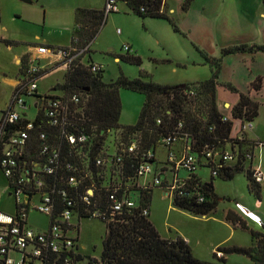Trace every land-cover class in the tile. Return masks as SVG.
<instances>
[{
	"label": "trees",
	"instance_id": "obj_1",
	"mask_svg": "<svg viewBox=\"0 0 264 264\" xmlns=\"http://www.w3.org/2000/svg\"><path fill=\"white\" fill-rule=\"evenodd\" d=\"M116 2L120 7L126 8V13L135 14L142 19L164 20L175 32L185 36L178 26L177 18L169 13L165 0ZM191 2L192 0H182L181 10L185 12ZM106 16L103 9L75 8L69 46H47L53 50L68 47L77 51L85 49L65 70L63 81L54 87L56 92L52 93L53 98L59 99L61 106L65 108L64 112H60L58 123L51 124L52 119L45 115V106L41 105L34 118L27 119L21 115L20 121L8 126L10 131H15L21 129L27 121L33 123L22 156L18 160L26 170L36 164V179L41 180L43 185L31 191L35 194L45 193L50 197L52 211L44 214L48 224L42 231L49 235L53 224L60 222L64 210H69L78 221L96 218L105 224L100 254L91 256L80 250L78 227L71 223H61L62 230L65 228L72 232L73 251L62 253L64 248L60 247L57 257L58 252L48 250L44 252L47 264H63L65 256L74 257V261L83 264H229L227 255L230 254L244 255L252 264H264V231L249 229V246L218 245L212 252L215 261L196 258L188 242L180 236L172 239L162 237L149 220L151 192L157 185L143 184L137 173L140 163L144 161L155 164L154 170L158 171L159 166L168 163L169 152L178 156L185 143L188 145V153L195 157L198 168L195 171L184 168L188 175L177 183L176 189H170L168 178H161L162 183L158 185L162 191H170L173 207L200 216L214 212L219 204L214 180L233 179L240 172L245 173L249 194L260 201L262 184L255 182L252 161L246 160L244 156L246 152L252 153L257 145L250 132L242 134L240 140L233 138L232 120L253 121L259 115L261 103L251 97L249 92L242 93L227 83L226 89L238 94V99L230 107V119L224 120V114L216 101V89L224 56L253 54L257 51L264 53V45H230L222 48L218 57L210 56L203 49L195 47L210 65L211 75L205 80L161 84L154 82L147 72L140 70L139 75L134 78L120 73L116 78L104 81L102 66L92 69L95 64L90 55V43L106 22ZM3 41L7 46L12 44L5 39ZM87 45L89 46L86 48ZM115 58L141 66L139 56L134 54L116 55ZM26 61V56L22 57L18 66L19 74H22ZM43 75L44 73L39 79ZM19 76L21 79V75ZM263 85V80L256 77L251 81L250 88L257 91ZM17 88L18 85L13 93ZM121 89L138 92L145 97L137 120L132 125L120 123ZM73 95L78 97L77 102L71 100ZM41 134H44V138L40 137ZM82 136L85 140L80 141ZM69 137H73L74 141L71 142ZM109 137L112 139L111 147L106 144ZM168 137H176L177 140L167 145L164 139ZM132 143L135 148L129 151ZM160 145L166 150L164 162L156 158V148ZM44 147L46 150H43ZM234 149L237 151L236 160L225 163L220 161L223 166L213 176L210 167L215 164L207 161L205 152L212 150L220 154ZM149 153L153 157L147 160ZM203 168L209 169L207 180L198 172ZM71 178L73 182L70 181ZM5 179L9 181V178ZM89 189L92 190L91 194L88 193ZM122 198L129 199L132 206L123 204L119 211H115L114 200ZM145 210L148 211L147 214H144ZM13 214L21 222L22 215H27V209L21 211V207L14 204ZM225 219L235 228L248 229L246 223L230 210ZM262 227L264 229L263 224Z\"/></svg>",
	"mask_w": 264,
	"mask_h": 264
},
{
	"label": "rangeland",
	"instance_id": "obj_2",
	"mask_svg": "<svg viewBox=\"0 0 264 264\" xmlns=\"http://www.w3.org/2000/svg\"><path fill=\"white\" fill-rule=\"evenodd\" d=\"M104 6L105 0H30V2L0 0V111L6 107L13 91L12 82L16 81L19 76L18 65L15 62L16 56L27 52L30 46L37 44H46L51 48L69 46L75 8L86 7L101 10L100 8ZM119 8V12L107 14L106 22L101 26L90 45L92 62L102 66L104 81L114 79L120 73L134 78L139 75L140 70L147 72L157 83L182 84L210 78V65L207 62L199 65L192 63L191 57H195L192 52L193 44L183 34L175 32L168 22L142 19L135 14L126 13L124 6H119ZM149 21H161L163 27L154 31ZM259 22L263 27L264 21L260 19ZM4 39L10 41L11 46L7 47ZM248 44L262 45L257 42ZM125 45L131 46L129 52L124 49ZM126 53L139 56L141 66L115 59L116 55ZM255 53L250 55L249 53H237L223 57L218 77L219 85L216 89V101L222 113H229L224 107L225 102L233 105L238 99V94L227 90L225 84L229 83L243 93L241 91L244 88L243 83L248 76L246 67H250L249 64L245 67L235 60L237 57L234 56L248 55L254 61L255 57L252 55ZM17 59L20 61L19 58ZM62 81L63 71L55 70L40 79L39 89L45 92L56 82L61 83ZM54 92L56 91H52ZM119 96L121 101L120 123L132 125L137 120L145 97L143 94L126 89H121ZM24 98L29 104L33 102L30 97ZM35 114V108L28 110L29 117H34ZM252 123L253 133L263 135V109L259 111V115ZM238 126V122H235L233 134L236 133ZM111 140L109 137L106 141L109 147H111ZM156 149L157 159L164 162L166 160L165 149L162 146H157ZM253 154L252 168L259 164L264 173V147H255ZM198 172L205 180L209 178L208 168L200 169ZM187 175L188 172L181 168L180 178H186ZM161 178H168V175L163 173ZM148 179L150 175H145L140 178V181L144 182ZM213 184L219 196V204L214 212L206 216L193 215L173 207L171 197L164 194L158 186H155L151 192L149 220L159 234L171 239L177 236L189 238L193 255L206 261H215L212 252L218 246L216 244L237 243L240 246H249L251 245L249 229L264 231L262 227V224L264 225V182L258 206H256L258 200L247 190V179L243 172L237 173L233 179H215ZM38 202L39 200L35 198L34 203L37 205ZM236 203L256 213L261 218L262 224L252 218L247 220L248 229L234 228L230 222L226 221L224 212L228 208L237 210ZM0 211L5 214L14 213V200L8 194L7 183L1 171ZM26 222L33 228L44 229L47 227L48 219L46 215L35 211L33 205H30ZM71 223L74 227H78V243L81 252L98 256L106 231L105 224L96 218L78 221L76 217L71 218ZM217 255L220 256L218 252ZM16 256L13 254V257ZM227 262L229 264H252L249 258L241 254L227 255Z\"/></svg>",
	"mask_w": 264,
	"mask_h": 264
},
{
	"label": "built area",
	"instance_id": "obj_3",
	"mask_svg": "<svg viewBox=\"0 0 264 264\" xmlns=\"http://www.w3.org/2000/svg\"><path fill=\"white\" fill-rule=\"evenodd\" d=\"M103 10L105 15H107L111 12H119L120 8L116 0H105V6ZM89 45H87L86 48ZM124 49L130 50V47L125 45ZM32 50L34 55H31L22 67L21 79H19L17 83L19 88H17L12 94L8 108L2 112L0 117V170L4 177L7 179L9 178V181H7L8 193L12 196L14 204L17 205V207H21V211L25 209L28 211L30 205H33V209L35 211L42 214H50L52 211L50 197L45 193L35 194L33 191H31L33 189H39L43 185L41 180L36 179L35 171L38 167L36 164H33V166L26 170L25 166L21 165L20 161L18 160V158L22 156L27 139L29 138L30 130L33 128V123L32 121H27L24 123V126L21 129H17L15 131H10L8 126L20 121L21 119V115L16 110H14V106L25 108L26 105L23 100V96L36 97L35 95L39 96V98L36 97L39 100L38 104H36V107L40 108L41 105H44V113L47 117L52 119L51 124H57L60 112L61 110L64 112L65 108L61 106L59 99L53 98L52 93L44 95L39 94V76L43 74L45 69L40 63H38L37 60L40 57H54L60 62L61 67L64 70H67L72 61L78 58L85 49L77 51L73 47H68L64 49L53 50L48 48L46 45L37 44ZM96 68H98L97 64H95L92 69L94 70ZM257 93L262 99L261 104L264 109V87L257 91ZM71 100L77 102L78 97L73 95ZM225 108L229 111V113H223V119H230V106L226 105ZM232 121L233 138L237 137V139L240 140L242 138V134L251 132L253 130L252 121ZM235 122H238L239 126L236 133L233 134ZM40 137L44 138V134H41ZM253 138L257 146L264 147V134L257 137L253 136ZM69 139L71 142L74 141L73 137H69ZM79 140L83 141L85 140V137L82 136L79 138ZM176 140V137H168L164 139V142L167 145H171ZM233 146L235 147L236 145L233 144ZM134 148L135 144L132 143L128 150L132 151ZM43 150H46V147H44ZM236 153V149H234V151H224L220 154L218 151L207 150L205 152V156L208 158L207 161L215 164V166L210 167L211 174L213 176L217 175L219 168L223 166L220 161L225 163L236 160ZM244 156L246 160H251L253 163V152H246ZM152 157V154L149 153L146 156V159L150 160ZM167 166H170L171 169H173V172L181 168H186L189 171H195L198 168L195 157L188 153V145L184 143L183 148L179 152L178 156H175L173 152H169L168 163L159 166L158 171L154 170L152 162L144 161L140 163L137 173L140 176L139 178L145 175H150L151 177L152 175L151 181L141 182L143 184L158 186L162 183L161 175L163 173L167 174V169L165 168ZM252 169L255 182L262 184L264 182L263 171L259 166H256ZM161 170H163V172H161ZM181 179L184 178H180L177 174H173V176H171L169 179L168 185L170 186V189H176L177 183L182 182ZM70 181L73 182V178H71ZM88 193L91 194L92 190L89 189ZM167 193L170 196V191H167ZM35 198L39 200L37 205L34 203ZM123 204L132 206V202L129 199L122 198L119 201L114 200L113 209L115 211H119ZM236 208L239 213L243 214V216L250 219L254 218L256 221L255 216L249 210L245 209L243 205L236 203ZM147 213L148 211L145 210L144 214ZM71 218V212L69 210H64L62 212V218L60 222L53 224L48 235L42 230L36 231L29 227L26 223L27 215L23 214L22 220L19 222L18 219L15 218V214L10 215L0 211V264H47V255L44 252L48 250L51 252H58L56 254L57 257L60 254V247L64 248L62 253L71 252L73 245L71 240L72 232L65 228L63 229L65 231H63V227L61 226V223H71ZM22 221H25V223L22 224ZM13 254H16L17 256L13 257ZM72 258L74 257L68 258L65 256L63 264H83V262L74 261Z\"/></svg>",
	"mask_w": 264,
	"mask_h": 264
},
{
	"label": "crops",
	"instance_id": "obj_4",
	"mask_svg": "<svg viewBox=\"0 0 264 264\" xmlns=\"http://www.w3.org/2000/svg\"><path fill=\"white\" fill-rule=\"evenodd\" d=\"M165 1L168 6L169 13L173 14L177 18L178 26L180 30L185 34V37L189 39L190 42L193 44L192 52H194L195 57H191L192 59L191 61L194 65H199L200 63L202 64L205 62L203 58L200 56V54L197 52L195 47L199 49H203L210 56L217 57L220 54V50L222 48L228 47L230 45H235L240 43H250V42H257L264 45V26L262 27V23L259 22L260 19L264 21V0H192L190 7L185 12L181 10L182 0H165ZM103 8L104 7L100 9L102 10ZM160 22L161 21H157V22L149 21V25L151 29L155 31V29L163 27L162 23ZM39 45H46V44H39ZM34 46H30L27 52H23L18 56H16L15 62L18 66L22 62V57L26 56V58L28 59L30 58L31 55H34L33 54L34 52L32 50ZM129 47L131 48V46ZM248 55L234 56L237 57V59L235 60L241 62L245 67L246 64H249L250 66L249 68L246 67L248 76L246 81L243 83L244 88L241 91H243V93L249 92L251 97L255 98V100L261 103L262 99L259 97L257 93V91H259L260 89L257 91L251 89L250 83L256 77H260L264 83V54L255 53L254 55H252L255 57L254 61ZM17 58H19L20 61H18ZM228 59L230 60V58ZM37 61L45 69L43 72L44 75L42 77L51 74L55 70L63 71V74L65 72V70L61 67L60 62L57 60V58L40 57ZM19 78L20 76H18V79L16 81L12 82L13 90L16 87ZM39 81H38V92L40 95L51 94L52 91H54L55 89L54 88L55 85L57 83H60V82H56L47 91L43 92L39 89ZM161 84H179V83L175 82V83H161ZM24 97L32 98L33 102L30 104L27 103ZM10 99L6 107L3 108L1 111H5L8 108ZM23 100L25 102L26 107L21 108L19 106H14V110H16L20 115L26 116L27 119L34 118L35 116L34 117L28 116V110L35 108L37 112L38 107H36V104H38L39 100L34 96H23ZM226 105L229 106L230 103L225 102L224 107ZM231 106L232 105H230V107ZM261 109H263L262 104H261ZM1 114L2 113L0 112V117ZM250 133L252 137L259 136L258 134L253 133V130ZM257 166L261 167L259 164H257ZM165 168L167 169L166 173L169 179L171 178V176H173V174H177L179 176L180 169L173 172V169H171L170 166H167ZM151 178L152 175L150 179L146 180L145 182L151 181ZM163 192L164 194L168 195L167 192L165 191ZM258 205H259V201L256 206ZM228 210L232 211L237 217L242 219L248 226L247 220L248 219L251 220L250 218L241 215L235 208H228L224 212V215H226ZM251 213L255 216L257 223L262 224L261 218L256 213L253 212ZM227 225L228 223L226 222V226ZM33 229L43 230L40 228H33ZM183 239H185V241L188 242L189 245L191 244V240L189 238L183 237ZM232 245L240 246L237 243ZM214 250L215 249H213V251Z\"/></svg>",
	"mask_w": 264,
	"mask_h": 264
},
{
	"label": "water",
	"instance_id": "obj_5",
	"mask_svg": "<svg viewBox=\"0 0 264 264\" xmlns=\"http://www.w3.org/2000/svg\"><path fill=\"white\" fill-rule=\"evenodd\" d=\"M23 1H25V2H30V0H23Z\"/></svg>",
	"mask_w": 264,
	"mask_h": 264
}]
</instances>
